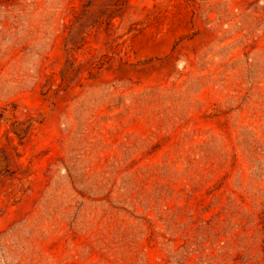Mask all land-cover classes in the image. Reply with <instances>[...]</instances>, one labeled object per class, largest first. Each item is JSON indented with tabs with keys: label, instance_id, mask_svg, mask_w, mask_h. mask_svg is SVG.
Returning <instances> with one entry per match:
<instances>
[{
	"label": "rangeland",
	"instance_id": "1",
	"mask_svg": "<svg viewBox=\"0 0 264 264\" xmlns=\"http://www.w3.org/2000/svg\"><path fill=\"white\" fill-rule=\"evenodd\" d=\"M0 148V264H264V0H0Z\"/></svg>",
	"mask_w": 264,
	"mask_h": 264
},
{
	"label": "trees",
	"instance_id": "2",
	"mask_svg": "<svg viewBox=\"0 0 264 264\" xmlns=\"http://www.w3.org/2000/svg\"><path fill=\"white\" fill-rule=\"evenodd\" d=\"M63 80H64V73H63ZM13 132L15 134H17V136H20L22 135L23 133H27V130H23V129H15L13 128ZM0 158H2L6 163H8V158H9V155L7 153V151L3 150L0 148ZM3 171H0V175H3L2 174ZM9 171L6 170V173H8Z\"/></svg>",
	"mask_w": 264,
	"mask_h": 264
}]
</instances>
